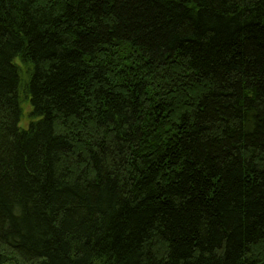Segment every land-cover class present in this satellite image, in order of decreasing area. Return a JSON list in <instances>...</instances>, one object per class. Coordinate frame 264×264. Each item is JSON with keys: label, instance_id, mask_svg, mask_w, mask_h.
<instances>
[{"label": "trees", "instance_id": "16d2710c", "mask_svg": "<svg viewBox=\"0 0 264 264\" xmlns=\"http://www.w3.org/2000/svg\"><path fill=\"white\" fill-rule=\"evenodd\" d=\"M0 264H264V0H0Z\"/></svg>", "mask_w": 264, "mask_h": 264}, {"label": "rangeland", "instance_id": "374dc122", "mask_svg": "<svg viewBox=\"0 0 264 264\" xmlns=\"http://www.w3.org/2000/svg\"><path fill=\"white\" fill-rule=\"evenodd\" d=\"M22 111H23V118H22V121L20 122L19 126H20L21 128L26 129L27 126H28V122H29L27 116H28V113H29V111H30V107H29V105L26 103V101H25V102L23 103V105H22Z\"/></svg>", "mask_w": 264, "mask_h": 264}]
</instances>
